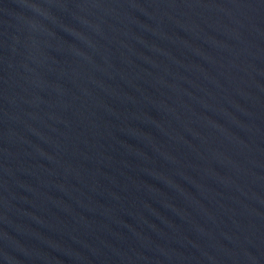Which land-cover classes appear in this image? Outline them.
<instances>
[{"label": "water", "instance_id": "1", "mask_svg": "<svg viewBox=\"0 0 264 264\" xmlns=\"http://www.w3.org/2000/svg\"><path fill=\"white\" fill-rule=\"evenodd\" d=\"M0 264H264V0H0Z\"/></svg>", "mask_w": 264, "mask_h": 264}]
</instances>
